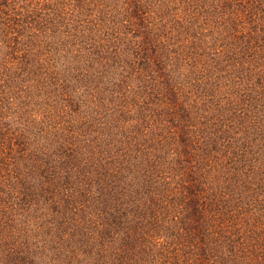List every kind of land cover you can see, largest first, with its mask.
I'll list each match as a JSON object with an SVG mask.
<instances>
[{
    "label": "trees",
    "instance_id": "trees-1",
    "mask_svg": "<svg viewBox=\"0 0 264 264\" xmlns=\"http://www.w3.org/2000/svg\"><path fill=\"white\" fill-rule=\"evenodd\" d=\"M0 264H264V0H0Z\"/></svg>",
    "mask_w": 264,
    "mask_h": 264
},
{
    "label": "rangeland",
    "instance_id": "rangeland-1",
    "mask_svg": "<svg viewBox=\"0 0 264 264\" xmlns=\"http://www.w3.org/2000/svg\"><path fill=\"white\" fill-rule=\"evenodd\" d=\"M64 6H66V4H64ZM18 54V53H17ZM47 57H49V60L51 61V65L53 66V67H55V69L56 70H61L62 69V67H63V65H62V62H63V60H59V59H57V57H52V56H48L47 55ZM16 60V59H15ZM14 60V61H15ZM53 63V64H52ZM51 66V67H52ZM34 85L36 86L35 88H34V90H36V91H39V92H43V85L40 83V82H38V84H35L34 83ZM12 90H13V88H12ZM11 90V91H12ZM51 96L50 97H48L49 99H54L55 101H57V102H55V103H53V104H57V105H59L61 102H63V101H60V96H64L62 93H58V92H56V93H51L50 94ZM15 96H17V92L16 93H12V92H10V94H9V96H8V98H7V100H8V102H5L4 101V107H3V112H5V111H7V110H9L10 109V107H12V105H13V103H16V101H17V99H18V97L16 98H14ZM65 98V97H64ZM13 101V102H12ZM11 102H12V105H11ZM53 102V101H52ZM9 106V109H7V107ZM66 110H68V107H67V109Z\"/></svg>",
    "mask_w": 264,
    "mask_h": 264
}]
</instances>
